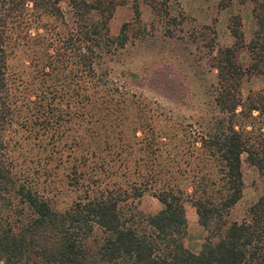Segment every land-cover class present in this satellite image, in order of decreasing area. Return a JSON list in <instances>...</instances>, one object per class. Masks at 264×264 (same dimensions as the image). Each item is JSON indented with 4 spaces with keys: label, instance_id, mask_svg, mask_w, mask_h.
Here are the masks:
<instances>
[{
    "label": "trees",
    "instance_id": "1",
    "mask_svg": "<svg viewBox=\"0 0 264 264\" xmlns=\"http://www.w3.org/2000/svg\"><path fill=\"white\" fill-rule=\"evenodd\" d=\"M239 2L249 63L236 21L233 45H211L209 115L193 122L139 92L146 76L112 75L128 42L127 23L111 33L116 0H0V263L264 264V188L229 219L243 163L264 178V0ZM248 74L263 85L243 96ZM55 169L74 194L62 209ZM146 193L161 207L134 211ZM187 202L207 232L198 252L183 241Z\"/></svg>",
    "mask_w": 264,
    "mask_h": 264
},
{
    "label": "rangeland",
    "instance_id": "2",
    "mask_svg": "<svg viewBox=\"0 0 264 264\" xmlns=\"http://www.w3.org/2000/svg\"><path fill=\"white\" fill-rule=\"evenodd\" d=\"M117 6L110 22L113 35L118 34L124 23L128 25V42L113 56L110 65L112 75L135 73L146 76L136 89L148 98L155 99L186 121H198L208 117L212 102L215 70L210 67L211 45H233L235 39L230 29L239 21L238 28L243 41L237 42L240 63L244 68L251 57L245 44L251 39L254 21L249 2L239 0H116ZM138 12V13H137ZM249 75V74H248ZM246 75L242 83L243 96L250 90L260 89L263 79L257 75ZM159 77V78H157ZM164 77L165 80H161ZM159 80L166 86L159 87ZM186 90V98L181 85ZM157 87V88H156ZM157 89V90H156ZM57 161L51 162V169ZM243 196L232 208L229 219L241 220L248 207L255 202L264 188V178L256 168L243 163ZM54 200L58 209L69 206L74 194L61 181L62 170L55 169ZM143 214L157 211L161 204L144 194L130 204ZM187 228L184 245L193 252L199 251L207 232L198 223L195 208L185 204ZM2 264V263H0Z\"/></svg>",
    "mask_w": 264,
    "mask_h": 264
},
{
    "label": "crops",
    "instance_id": "3",
    "mask_svg": "<svg viewBox=\"0 0 264 264\" xmlns=\"http://www.w3.org/2000/svg\"><path fill=\"white\" fill-rule=\"evenodd\" d=\"M198 252V251H197Z\"/></svg>",
    "mask_w": 264,
    "mask_h": 264
}]
</instances>
